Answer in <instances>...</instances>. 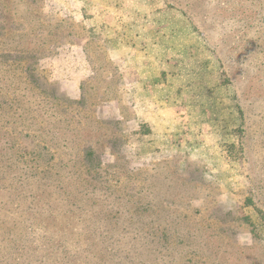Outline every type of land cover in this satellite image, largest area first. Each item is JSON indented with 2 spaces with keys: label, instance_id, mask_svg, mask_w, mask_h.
<instances>
[{
  "label": "rangeland",
  "instance_id": "374dc122",
  "mask_svg": "<svg viewBox=\"0 0 264 264\" xmlns=\"http://www.w3.org/2000/svg\"><path fill=\"white\" fill-rule=\"evenodd\" d=\"M176 1L0 0V264H264V16L209 40ZM149 25L218 59L209 139L140 121Z\"/></svg>",
  "mask_w": 264,
  "mask_h": 264
},
{
  "label": "crops",
  "instance_id": "0c3cea01",
  "mask_svg": "<svg viewBox=\"0 0 264 264\" xmlns=\"http://www.w3.org/2000/svg\"><path fill=\"white\" fill-rule=\"evenodd\" d=\"M159 24L162 25V23ZM147 28L143 36L138 37L139 49H135L136 52L142 50L140 57L138 56L140 67L137 70L138 84L136 86L139 87L146 100L143 104L144 113L142 115L141 112L139 115L142 116L140 121L170 126L176 122V119L183 118L184 114V122L200 125V129L196 131L197 138L199 140L209 139L213 127L210 112L205 113V110L206 103L211 98L212 86L220 87L217 81L218 59L208 51L201 37L192 29L183 32L176 30L174 35L171 32V35L165 37L162 27L155 30L149 25ZM177 39L178 42H176ZM180 39H184L183 43L179 42ZM90 74L88 72L86 76ZM80 80L74 88H79ZM161 82L163 84L160 86ZM153 89L155 96L149 93L150 97L153 96L150 98L145 93ZM163 91L171 97L176 93L178 96L163 98L160 96ZM147 99H149L148 103ZM222 100L224 99L220 97L218 103ZM139 103L141 104V101ZM222 111L226 112V109ZM194 115L199 117H194ZM213 121L219 125L218 121L214 119ZM215 130L219 134L216 135V140L222 139L223 136L218 126ZM165 138L173 140L174 137L170 135ZM169 148L172 152L176 151L173 144Z\"/></svg>",
  "mask_w": 264,
  "mask_h": 264
},
{
  "label": "trees",
  "instance_id": "16d2710c",
  "mask_svg": "<svg viewBox=\"0 0 264 264\" xmlns=\"http://www.w3.org/2000/svg\"><path fill=\"white\" fill-rule=\"evenodd\" d=\"M215 1L216 0H178L179 5L182 6V10H185L186 8H192V13L189 15V17L197 26L199 25V22H201L202 25L199 26L203 27L209 40L220 39V41L225 42L232 41L234 37H238L237 41L240 43L243 35L253 31L255 27L254 22L259 21L261 17L264 16V10L259 8L257 3L258 0H226L222 4L219 2L215 3ZM197 3H199L201 6L200 11H198L199 15L197 14L199 17H195L196 13L193 11V8L195 5H197ZM206 6H208V8L210 7L212 12L203 15L201 11L202 9H206ZM185 14L187 15V13ZM227 45L224 43V48ZM227 49H234L235 60L238 59V62H241V54L243 53L238 51L239 49L237 44L230 46ZM30 68L31 67H26L25 72L27 73V77L32 78L34 81V76L30 74ZM3 82L6 83L4 80ZM81 90L83 93L84 84H82ZM6 91L8 92V90ZM83 98L84 97L82 96V100L77 102L73 101L71 104L82 105L84 102ZM1 105L2 103L0 102V107ZM2 110H4V108H2ZM241 115L243 117V121L247 122V117L245 113L242 112V110ZM10 125L13 127L12 123ZM0 127L2 128V126ZM1 132L2 131L0 130V134Z\"/></svg>",
  "mask_w": 264,
  "mask_h": 264
}]
</instances>
